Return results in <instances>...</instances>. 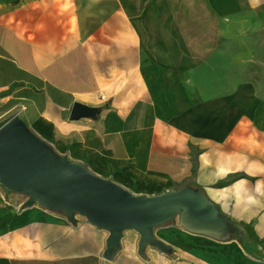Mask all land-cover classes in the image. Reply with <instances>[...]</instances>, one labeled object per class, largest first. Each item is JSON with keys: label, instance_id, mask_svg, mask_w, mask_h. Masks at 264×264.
Wrapping results in <instances>:
<instances>
[{"label": "crops", "instance_id": "1", "mask_svg": "<svg viewBox=\"0 0 264 264\" xmlns=\"http://www.w3.org/2000/svg\"><path fill=\"white\" fill-rule=\"evenodd\" d=\"M259 27L264 0H0V126L18 116L133 195L197 190L248 240L176 219L153 231L168 254L126 230L107 261V232L0 186V264H264V102L235 95L229 48ZM74 104L97 113L72 120Z\"/></svg>", "mask_w": 264, "mask_h": 264}, {"label": "water", "instance_id": "2", "mask_svg": "<svg viewBox=\"0 0 264 264\" xmlns=\"http://www.w3.org/2000/svg\"><path fill=\"white\" fill-rule=\"evenodd\" d=\"M94 108L74 104L70 119L92 117ZM0 186L27 197L23 208L37 205L59 210L71 223L75 216L107 232L103 258L111 260L122 234L139 236L138 252L152 247L168 248L154 237L156 227L177 219L189 234L219 239L239 227L205 196L189 187L152 196L133 195L109 179L101 178L53 148L13 116L0 126Z\"/></svg>", "mask_w": 264, "mask_h": 264}, {"label": "rangeland", "instance_id": "3", "mask_svg": "<svg viewBox=\"0 0 264 264\" xmlns=\"http://www.w3.org/2000/svg\"><path fill=\"white\" fill-rule=\"evenodd\" d=\"M245 35L241 45H234L229 48L238 49L241 46V57H239L241 59L236 61L240 69L237 68L238 66L234 67L235 71L240 70L241 72L235 80L237 85H248V90H250V92L242 91L241 93H235V95L237 94L241 98L254 96L264 102V27L249 30ZM231 63L228 61L226 62L228 65L227 68L230 67L229 65H231ZM239 63L241 65H239ZM222 79L223 78H221V80ZM224 79L225 81L227 80L228 84V80L231 79V76L227 78L224 77ZM175 220L176 218L173 221ZM255 244L264 246V243H254V245ZM168 253L169 251L166 252V254Z\"/></svg>", "mask_w": 264, "mask_h": 264}, {"label": "trees", "instance_id": "4", "mask_svg": "<svg viewBox=\"0 0 264 264\" xmlns=\"http://www.w3.org/2000/svg\"><path fill=\"white\" fill-rule=\"evenodd\" d=\"M235 232H236V235H238L242 239L243 244L246 245L248 240H247L245 232L241 228H238ZM232 234H234V233H232Z\"/></svg>", "mask_w": 264, "mask_h": 264}, {"label": "built area", "instance_id": "5", "mask_svg": "<svg viewBox=\"0 0 264 264\" xmlns=\"http://www.w3.org/2000/svg\"><path fill=\"white\" fill-rule=\"evenodd\" d=\"M6 205H8L7 203H5ZM21 208V206H16L15 209L19 210Z\"/></svg>", "mask_w": 264, "mask_h": 264}]
</instances>
